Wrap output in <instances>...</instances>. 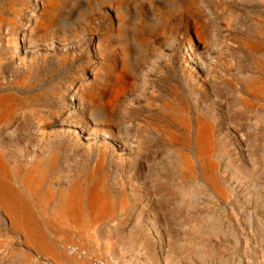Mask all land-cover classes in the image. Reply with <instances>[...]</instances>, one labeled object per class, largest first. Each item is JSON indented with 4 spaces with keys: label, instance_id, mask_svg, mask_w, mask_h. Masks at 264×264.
<instances>
[{
    "label": "rangeland",
    "instance_id": "rangeland-1",
    "mask_svg": "<svg viewBox=\"0 0 264 264\" xmlns=\"http://www.w3.org/2000/svg\"><path fill=\"white\" fill-rule=\"evenodd\" d=\"M0 179V264H264V0H0Z\"/></svg>",
    "mask_w": 264,
    "mask_h": 264
},
{
    "label": "bare ground",
    "instance_id": "bare-ground-1",
    "mask_svg": "<svg viewBox=\"0 0 264 264\" xmlns=\"http://www.w3.org/2000/svg\"><path fill=\"white\" fill-rule=\"evenodd\" d=\"M26 182L30 186L31 190L34 191V189H36V186L38 185L39 178L38 176L28 177L26 179ZM0 187L2 188L0 193V202L7 204L11 207L12 213L9 211V214L11 213L16 217L21 218L23 213L19 210V200L16 197L8 198L6 196L4 191L6 190L5 187H8V185H6V182L1 179ZM95 187L98 186L96 184H92L90 190L84 193V191H82L80 187L74 185L68 191L63 192L58 196H55L53 198L55 199L56 203L54 210L55 215H58L63 218L68 224H70V227L73 226L77 230L82 232H93V230H95V225L101 218L102 212L104 211L107 203L104 195ZM50 197H52V195L49 194L45 198H43L45 203L48 202ZM20 221L21 220H19V222ZM25 230L27 233H29V239L31 240V242L38 243L39 246L41 245L42 247L44 246L39 241V236L35 233L33 229L25 227ZM57 238V243H60L65 241L67 239V236L60 235ZM47 253L53 260H56L59 264H79V262H77L74 256L72 257L67 254V256L62 255L53 247H48Z\"/></svg>",
    "mask_w": 264,
    "mask_h": 264
},
{
    "label": "built area",
    "instance_id": "built-area-1",
    "mask_svg": "<svg viewBox=\"0 0 264 264\" xmlns=\"http://www.w3.org/2000/svg\"><path fill=\"white\" fill-rule=\"evenodd\" d=\"M67 252L71 256L77 257L81 264H114L104 256L78 243L69 244L67 246Z\"/></svg>",
    "mask_w": 264,
    "mask_h": 264
}]
</instances>
